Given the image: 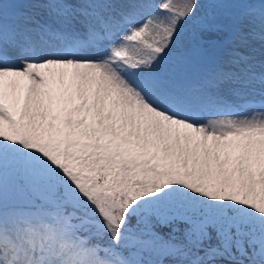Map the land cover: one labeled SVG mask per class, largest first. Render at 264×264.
I'll return each instance as SVG.
<instances>
[{"label":"snow or ice","instance_id":"snow-or-ice-1","mask_svg":"<svg viewBox=\"0 0 264 264\" xmlns=\"http://www.w3.org/2000/svg\"><path fill=\"white\" fill-rule=\"evenodd\" d=\"M0 264H264V0H0Z\"/></svg>","mask_w":264,"mask_h":264},{"label":"rangeland","instance_id":"rangeland-1","mask_svg":"<svg viewBox=\"0 0 264 264\" xmlns=\"http://www.w3.org/2000/svg\"><path fill=\"white\" fill-rule=\"evenodd\" d=\"M201 3H207L208 0H200ZM223 3H231V2H234V0H222Z\"/></svg>","mask_w":264,"mask_h":264}]
</instances>
